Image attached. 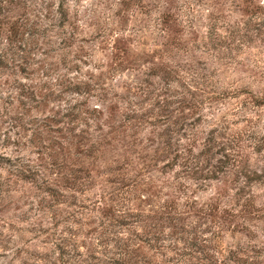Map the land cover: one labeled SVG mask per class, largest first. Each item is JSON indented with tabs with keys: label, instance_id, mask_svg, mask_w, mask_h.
Listing matches in <instances>:
<instances>
[{
	"label": "clouds",
	"instance_id": "1",
	"mask_svg": "<svg viewBox=\"0 0 264 264\" xmlns=\"http://www.w3.org/2000/svg\"><path fill=\"white\" fill-rule=\"evenodd\" d=\"M0 264H264V0H0Z\"/></svg>",
	"mask_w": 264,
	"mask_h": 264
}]
</instances>
